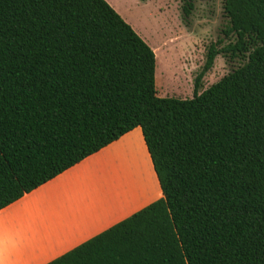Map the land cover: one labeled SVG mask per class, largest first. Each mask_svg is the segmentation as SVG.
Instances as JSON below:
<instances>
[{
    "label": "trees",
    "instance_id": "16d2710c",
    "mask_svg": "<svg viewBox=\"0 0 264 264\" xmlns=\"http://www.w3.org/2000/svg\"><path fill=\"white\" fill-rule=\"evenodd\" d=\"M224 12L178 98L107 0H0V209L137 126L164 194L46 264H264V0ZM218 54L242 63L201 90Z\"/></svg>",
    "mask_w": 264,
    "mask_h": 264
},
{
    "label": "crops",
    "instance_id": "0c3cea01",
    "mask_svg": "<svg viewBox=\"0 0 264 264\" xmlns=\"http://www.w3.org/2000/svg\"><path fill=\"white\" fill-rule=\"evenodd\" d=\"M163 195L137 126L0 209V264H46Z\"/></svg>",
    "mask_w": 264,
    "mask_h": 264
},
{
    "label": "rangeland",
    "instance_id": "374dc122",
    "mask_svg": "<svg viewBox=\"0 0 264 264\" xmlns=\"http://www.w3.org/2000/svg\"><path fill=\"white\" fill-rule=\"evenodd\" d=\"M113 2L117 9L114 8L123 18L155 48L158 94L192 97L209 46L219 39H223L222 44L230 41L224 38V29L228 24L224 0H192L193 6L189 13L184 9V0ZM241 63V59L218 54L214 66L202 78L201 90L220 80Z\"/></svg>",
    "mask_w": 264,
    "mask_h": 264
}]
</instances>
